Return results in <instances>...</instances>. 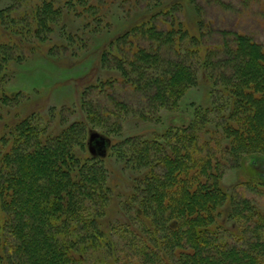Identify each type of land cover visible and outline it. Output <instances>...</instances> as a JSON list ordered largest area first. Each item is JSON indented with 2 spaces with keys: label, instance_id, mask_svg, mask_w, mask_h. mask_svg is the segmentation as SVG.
<instances>
[{
  "label": "trees",
  "instance_id": "1",
  "mask_svg": "<svg viewBox=\"0 0 264 264\" xmlns=\"http://www.w3.org/2000/svg\"><path fill=\"white\" fill-rule=\"evenodd\" d=\"M89 2L64 0L58 6L55 0H44L34 9L31 25H25L9 8L0 13L1 23L10 18L12 25L23 26L30 37L36 36L41 42V38L45 40L44 32L53 31L51 24L60 20L67 8L86 22L84 31L98 32L103 29L96 26L102 25V17L99 7ZM179 2L171 1L168 9L174 10ZM159 14L164 12L159 10ZM149 22L130 26L102 51L103 64L118 69L123 77L107 80L100 88L104 91L109 85L114 89L115 82L121 81L141 92L153 110L173 109L197 84L195 47L207 43L198 41L200 37L184 30L181 23L170 26L161 18V27ZM10 30L13 35L20 34ZM222 33L224 42L207 48L204 68L215 91L231 99L227 100L228 115H224L222 128L230 140L229 153L213 151L209 141L201 145L193 126L169 129L160 135L161 139L127 138L117 145L116 153L126 164L148 170L139 179L129 205H140L142 214L136 215L137 220L140 222L142 215L149 218L159 230L162 245L180 251L181 264H264V216L259 208L249 212V199L232 210V215L250 222L253 241L249 239L246 248L227 247L212 232L230 198L221 185L226 156L237 159L246 153H264V46L250 36L232 34L227 29ZM75 35H68L67 40L71 42ZM229 36L234 39L233 46ZM163 47L170 58H165ZM212 47L217 50L212 51ZM221 54L222 59L218 57ZM212 55L216 57L213 62ZM23 57L18 43L0 40V107L18 98L7 94L5 84L11 65ZM211 66L216 71L212 75ZM145 70L151 73L150 80ZM108 97L115 107L125 105V100ZM83 106L87 118L96 120L98 113L92 105L83 100ZM103 114L108 112L104 110ZM110 115H115L113 110ZM87 134L84 121L66 123L53 135L40 116L5 122L0 112V264H90V251L112 245L103 241L109 230L103 222L111 198L109 172L98 157L83 158L77 153L78 148H84ZM173 222H177L176 227H172ZM139 230L141 237L134 235L129 241L125 238L130 248L126 264L159 258L158 239L148 236L144 223Z\"/></svg>",
  "mask_w": 264,
  "mask_h": 264
},
{
  "label": "rangeland",
  "instance_id": "2",
  "mask_svg": "<svg viewBox=\"0 0 264 264\" xmlns=\"http://www.w3.org/2000/svg\"><path fill=\"white\" fill-rule=\"evenodd\" d=\"M42 1L44 0H0V13L13 8L12 12L25 25H31L34 22V9ZM89 1L99 7L102 17V25L96 26L99 29L102 26L103 29L98 32L84 31L86 22L67 8H64L60 20L51 24L53 31L44 32L45 40L41 38V42L36 40V36L30 37V33L23 26L12 25L10 18L3 19L4 25L0 18V40L18 43L24 56L21 62L11 65L9 81L5 84L7 94L18 98L9 105H2L0 112L5 122L19 120L24 116H40L45 124H49L50 133L53 135L58 134L66 123L74 120L87 124L88 134L84 148H78L77 153L83 158L96 156L103 160L112 187L103 218L105 226L109 228L107 238L103 241L112 242V245L90 251L87 255L90 264H126L127 257H130V248L126 247L125 238L129 237V241L134 235L141 237V223H144L148 236L158 239L156 250L159 258L148 263L139 259L135 262L181 264L180 251L162 245L159 230L152 225L151 220L144 215L140 216V222L137 220L136 215L142 214L140 205L134 202L132 207L129 202L139 179L148 170L134 168L132 164H126L125 160L119 159L116 147L130 137L154 140L169 129L193 126L201 145L209 141L213 151L229 153L230 140L226 138L222 128L226 122L224 115H228L227 100L231 99H228L229 95L226 97L224 93L215 91L211 76L204 68V61L208 47L224 42L226 38L222 32L226 29L232 34L235 32L250 36L264 46V0H197L196 5L189 4L187 0H179L181 3L174 10L168 9L173 0ZM55 3L58 6L63 5L64 0H55ZM159 10L164 14H159ZM161 18L166 19L170 26L181 23L184 30L200 37L198 41L207 43H199L195 47L198 51L197 84L186 92L176 108L160 110L150 108L141 92L121 81L115 82L114 89L106 85L104 91H101L100 85L103 82L123 77L118 69L113 66L110 69L103 64L102 51L110 48V42L125 33L130 26L143 21L149 22L148 19L161 26ZM91 24L94 25L93 21ZM164 25L167 27L166 23ZM9 28L16 29L20 34L13 35ZM68 35H75L77 38L74 36L69 42ZM227 39L233 46V37L229 36ZM142 44L150 47L146 42ZM216 50L217 47H212V51ZM162 52L165 58H170L165 47ZM222 56L221 54L218 57L222 59ZM238 57L241 59V54ZM215 59L212 55V62ZM163 66L167 65L164 63ZM209 71L211 75L216 72L213 66ZM145 73L147 80H150L151 73L146 70ZM108 95L118 99L117 101L125 100V105L115 107L108 102ZM83 100L97 111L96 120L87 118ZM261 105L264 107V103ZM104 110L109 116L103 114ZM112 110L115 115H110ZM226 159L228 161L225 162L221 185L230 198L214 222L212 232L217 241L227 247L239 245L246 248L247 241L253 237L249 228L250 222L242 216L232 215V210L246 198L250 200L249 212L259 208L264 216V153H246L239 155L237 159L229 155ZM171 225L176 227L177 222Z\"/></svg>",
  "mask_w": 264,
  "mask_h": 264
}]
</instances>
